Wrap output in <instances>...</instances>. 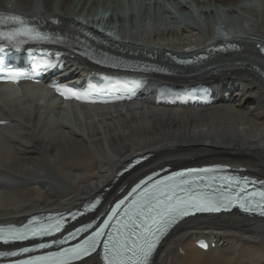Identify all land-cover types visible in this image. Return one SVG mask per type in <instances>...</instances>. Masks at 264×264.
<instances>
[{
    "label": "bare ground",
    "instance_id": "1",
    "mask_svg": "<svg viewBox=\"0 0 264 264\" xmlns=\"http://www.w3.org/2000/svg\"><path fill=\"white\" fill-rule=\"evenodd\" d=\"M54 1L15 0V6L42 18L55 14L67 28L79 23L93 28L102 14L117 27L113 37H103L109 46L171 65L172 73L159 77L162 82L208 81L229 99L202 108H165L137 102H56L42 85L29 83L21 84L27 92L21 97L3 93L0 119L8 124L0 126V223L78 207L109 186L121 165L143 152L153 156L124 174L105 202L125 183L164 164L224 161L264 176V57L256 46L264 44L263 0H197L198 14L176 2L184 12L178 16L155 3L154 14L161 19L146 17L151 14L149 0H127L128 8L144 11L139 19L131 13L128 25L116 0L91 5L88 0L78 5L58 0L56 6ZM10 2L0 0V6ZM40 3L42 7H35ZM220 6L223 12L216 13ZM225 33L234 35L229 40L237 45L234 51L209 52L205 61L191 66L176 64L165 54L197 53L220 43ZM201 237L215 240L217 247L201 250L195 245ZM83 264L99 262L92 256ZM153 264H264V218L233 210L190 219L163 241Z\"/></svg>",
    "mask_w": 264,
    "mask_h": 264
},
{
    "label": "snow or ice",
    "instance_id": "2",
    "mask_svg": "<svg viewBox=\"0 0 264 264\" xmlns=\"http://www.w3.org/2000/svg\"><path fill=\"white\" fill-rule=\"evenodd\" d=\"M8 19L19 22L21 26L7 33L0 31V40L11 43L16 36L20 35L33 39H45L35 29L27 27L21 17L11 16ZM4 51L5 47L0 46V53ZM3 64L4 61L0 58V74H4L12 82L19 83L22 73L12 70L5 71ZM57 90L59 91V89ZM198 171L200 170H189L187 173L182 172L168 176L164 180L153 183L150 189L147 184L153 177L149 176L147 181L136 184L128 196L119 200L115 207L110 209L112 215L104 222L103 228L95 232L94 236L88 237L83 243H77L75 246L61 247L60 251L18 261L17 264H72L73 261L81 259L95 250L97 247L96 238L106 235L104 229L111 227V221L114 219L118 225L116 235L108 237L113 241L111 248L105 244V250L108 253L105 259L108 264H148V259L156 248L160 237L178 219L196 213L219 212L234 204V200L229 197L231 184L224 188L223 193L212 190L210 185L204 183V177L195 174ZM185 176L190 178L185 179ZM235 183L240 188V192L235 196V201L238 202L235 206L245 212H258L264 216V192L256 194L260 199L258 203L253 204L255 196L252 194L241 196V193H246V188L241 186L238 180ZM245 183H247L246 180ZM121 211L124 212L127 219H117ZM62 220L63 218L52 219L38 225L30 223L22 228L0 229V241L7 244L30 238L52 236L61 230ZM124 228L128 230L123 231ZM83 231H87V228ZM75 239V233H69L62 240H54L53 244L59 243L62 246L69 240ZM37 247L43 249L49 245L39 243ZM21 251L29 252L30 249L22 248ZM7 255H16V253L0 252V256Z\"/></svg>",
    "mask_w": 264,
    "mask_h": 264
},
{
    "label": "rangeland",
    "instance_id": "3",
    "mask_svg": "<svg viewBox=\"0 0 264 264\" xmlns=\"http://www.w3.org/2000/svg\"><path fill=\"white\" fill-rule=\"evenodd\" d=\"M191 163H193V162H191Z\"/></svg>",
    "mask_w": 264,
    "mask_h": 264
}]
</instances>
